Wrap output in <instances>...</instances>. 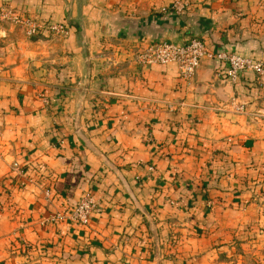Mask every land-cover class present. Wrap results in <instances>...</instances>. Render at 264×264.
<instances>
[{
	"label": "crops",
	"instance_id": "crops-1",
	"mask_svg": "<svg viewBox=\"0 0 264 264\" xmlns=\"http://www.w3.org/2000/svg\"><path fill=\"white\" fill-rule=\"evenodd\" d=\"M172 2L0 0L67 27L0 25V264H264V75L216 57L264 63V0ZM193 37L189 81L132 60ZM87 193L100 210L70 221Z\"/></svg>",
	"mask_w": 264,
	"mask_h": 264
},
{
	"label": "built area",
	"instance_id": "built-area-1",
	"mask_svg": "<svg viewBox=\"0 0 264 264\" xmlns=\"http://www.w3.org/2000/svg\"><path fill=\"white\" fill-rule=\"evenodd\" d=\"M197 0H173L170 10L175 15H182ZM14 24L23 28L29 37L49 34L63 36L67 34V27L62 23L43 22L33 18H23L12 8L4 5L0 7V25ZM132 60L138 66L169 65L174 64L180 77L189 81L199 70L203 59L207 56L205 43L197 37L190 38L186 42L174 43L172 41H160L148 45L145 49L132 51ZM226 64L225 76L231 82H237L246 71H253L264 75V63L251 57L238 53H220L216 55ZM16 171L21 172L17 163L13 164ZM152 169V168H151ZM45 197L50 198V192L46 191ZM100 210L98 200L91 194H85L75 207L67 214L70 221L78 224H87L94 213Z\"/></svg>",
	"mask_w": 264,
	"mask_h": 264
},
{
	"label": "rangeland",
	"instance_id": "rangeland-1",
	"mask_svg": "<svg viewBox=\"0 0 264 264\" xmlns=\"http://www.w3.org/2000/svg\"><path fill=\"white\" fill-rule=\"evenodd\" d=\"M252 231H254V229L251 230L250 232H252ZM249 237H250V238H248L247 241H248V243L250 244V246H248L247 248H253V247H255L254 245H255V242H256L257 238L255 237L254 234H253V235H249ZM233 241L237 242V240H233ZM242 241H244V240H240V241H239L240 244H239V246H237V249L240 250V251H242V249H245V248L243 247V245L241 244ZM244 242H245V241H244ZM238 252H239V251H238Z\"/></svg>",
	"mask_w": 264,
	"mask_h": 264
}]
</instances>
